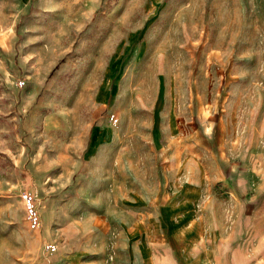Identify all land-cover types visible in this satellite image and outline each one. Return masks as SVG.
I'll return each instance as SVG.
<instances>
[{
  "label": "rangeland",
  "instance_id": "rangeland-1",
  "mask_svg": "<svg viewBox=\"0 0 264 264\" xmlns=\"http://www.w3.org/2000/svg\"><path fill=\"white\" fill-rule=\"evenodd\" d=\"M160 92L180 103L183 154L222 119L249 145L264 0H0V264L126 263L112 224L157 154ZM258 250L264 264V230Z\"/></svg>",
  "mask_w": 264,
  "mask_h": 264
},
{
  "label": "crops",
  "instance_id": "crops-1",
  "mask_svg": "<svg viewBox=\"0 0 264 264\" xmlns=\"http://www.w3.org/2000/svg\"><path fill=\"white\" fill-rule=\"evenodd\" d=\"M179 106L157 96L148 121L157 154L142 158L131 214L112 224L124 229L125 264H260L264 123L251 127L246 145L238 125L227 138L222 119L186 155L182 137L175 138L184 131Z\"/></svg>",
  "mask_w": 264,
  "mask_h": 264
}]
</instances>
